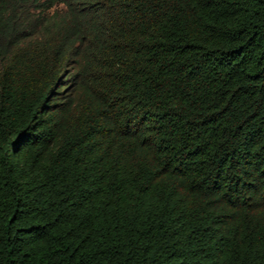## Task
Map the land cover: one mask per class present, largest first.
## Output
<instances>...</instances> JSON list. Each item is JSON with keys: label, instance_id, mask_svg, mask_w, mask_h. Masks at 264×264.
<instances>
[{"label": "trees", "instance_id": "1", "mask_svg": "<svg viewBox=\"0 0 264 264\" xmlns=\"http://www.w3.org/2000/svg\"><path fill=\"white\" fill-rule=\"evenodd\" d=\"M0 264H264V0H0Z\"/></svg>", "mask_w": 264, "mask_h": 264}]
</instances>
